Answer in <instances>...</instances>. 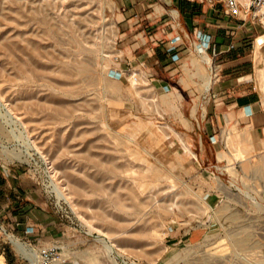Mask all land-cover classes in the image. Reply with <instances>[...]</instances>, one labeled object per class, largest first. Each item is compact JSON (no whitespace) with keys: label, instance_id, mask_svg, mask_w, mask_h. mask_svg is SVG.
Instances as JSON below:
<instances>
[{"label":"rangeland","instance_id":"rangeland-1","mask_svg":"<svg viewBox=\"0 0 264 264\" xmlns=\"http://www.w3.org/2000/svg\"><path fill=\"white\" fill-rule=\"evenodd\" d=\"M118 13L0 0V180L25 189L0 194V264H31L10 236L37 261L57 245L56 264H264V146L238 158L227 124L203 137L204 49L159 87L125 60Z\"/></svg>","mask_w":264,"mask_h":264},{"label":"crops","instance_id":"crops-1","mask_svg":"<svg viewBox=\"0 0 264 264\" xmlns=\"http://www.w3.org/2000/svg\"><path fill=\"white\" fill-rule=\"evenodd\" d=\"M117 4L125 60L137 65L159 87L168 85L170 76L179 70L178 63L195 46L204 49L199 54L202 63L214 57L220 65V81L212 84L208 77L204 84L206 103L199 119L203 137L227 124L231 127L225 140L238 158L245 159L264 146V43H255L264 34L262 18L251 12L232 16L224 3L207 0H117ZM173 96L181 98L178 90ZM234 122L247 129L239 133ZM252 134L257 141L248 140ZM181 141L190 159L196 160L195 153ZM5 183L0 180V194L14 202L22 200V185L8 181L4 192L1 184Z\"/></svg>","mask_w":264,"mask_h":264},{"label":"built area","instance_id":"built-area-1","mask_svg":"<svg viewBox=\"0 0 264 264\" xmlns=\"http://www.w3.org/2000/svg\"><path fill=\"white\" fill-rule=\"evenodd\" d=\"M205 1V0H201ZM209 2H222L226 7L227 13L232 16H238L241 13L251 12L256 18L264 20V0H207ZM264 25V22H262ZM263 38V39H262ZM262 39V40H261ZM257 45L264 43V34L255 39ZM214 57H210L209 70L212 84L220 81L221 68ZM39 264H56L59 259V247L57 245H41L37 248Z\"/></svg>","mask_w":264,"mask_h":264},{"label":"bare ground","instance_id":"bare-ground-1","mask_svg":"<svg viewBox=\"0 0 264 264\" xmlns=\"http://www.w3.org/2000/svg\"><path fill=\"white\" fill-rule=\"evenodd\" d=\"M44 16V15H43ZM44 18V17H43ZM46 19V18H44ZM207 57V56H206ZM204 62H206L207 64L210 63V59L208 58V60H205ZM211 81V78H209ZM212 83V81H211ZM59 195L61 197H63L65 200H68L67 194L64 193V191L59 190ZM230 217V216H229ZM10 238V242L13 245V247L15 248V250L20 253L21 255H23L28 261H30L31 264H39V260L37 261L35 259L34 253L33 251H31V249L27 248V246H25L23 243H21L19 240L13 238V237H9ZM237 244V246L242 247L243 245V241H235ZM110 243V242H109ZM112 245V243L110 244ZM109 247V246H108ZM111 247V246H110ZM112 249V248H111Z\"/></svg>","mask_w":264,"mask_h":264}]
</instances>
